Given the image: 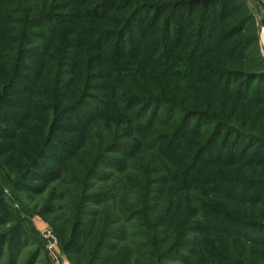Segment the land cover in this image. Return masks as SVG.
I'll return each mask as SVG.
<instances>
[{
    "label": "rangeland",
    "instance_id": "1",
    "mask_svg": "<svg viewBox=\"0 0 264 264\" xmlns=\"http://www.w3.org/2000/svg\"><path fill=\"white\" fill-rule=\"evenodd\" d=\"M99 1L104 0H0V264H86L90 229L85 224L101 217L86 213L106 204L123 224L120 208L130 211L125 242L132 249L150 240L152 223L161 231L174 226L183 232L195 214L196 225L214 237L223 264H252L253 259L264 264V253L255 248L253 254L247 243L253 231L248 225L262 209L240 201L244 189L234 180L251 167L246 156L235 171L229 161V124L264 129V0L204 1L185 17L187 36L169 53V67L167 57L158 56L162 50L154 52L159 24L148 32L139 24L128 26V46L121 54L115 48L119 40L104 44L103 34L114 31L125 16L114 11L89 16L88 9ZM40 15L47 20L19 32L20 18ZM201 22L204 45L190 60ZM64 46H70L69 54L60 52ZM148 92L208 112L191 118L185 137L166 144L170 163L149 150L135 152L138 144L163 134L165 126L157 123L172 112L160 106L156 119L126 118L130 109L144 106L132 100ZM128 105V112L119 110ZM221 122L227 126L215 152L206 153L214 158L226 139L220 160L200 165L181 190L202 133ZM194 128L201 129L199 134ZM114 140L121 150L113 148ZM99 150L96 172L104 179L97 174L84 179L81 186L91 200L80 202L79 190L69 204L66 191L82 171L84 152ZM75 156L80 159L67 165ZM109 195L115 198L103 200ZM15 235L14 246L10 238ZM186 237L197 234L190 230ZM186 254L180 250L171 264H182ZM109 255L115 254L105 248L98 264H106Z\"/></svg>",
    "mask_w": 264,
    "mask_h": 264
},
{
    "label": "trees",
    "instance_id": "2",
    "mask_svg": "<svg viewBox=\"0 0 264 264\" xmlns=\"http://www.w3.org/2000/svg\"><path fill=\"white\" fill-rule=\"evenodd\" d=\"M204 1L207 2V0H168L162 2L149 1L138 3L133 0H104L102 2L99 1L97 5L89 8L87 14L89 16L102 17L106 15L107 12L114 11L125 16L124 20L121 21V25L116 26L114 31L103 34L104 44L108 43L112 38H115V42L119 40L118 44L115 45V48L116 50L120 49V54L121 51L128 46L125 40L126 29L128 26L139 24L143 27L145 32H148L150 28L159 24L161 26V31L158 39L154 42V52L158 54V52L162 50V53L158 54V56L167 57V63L165 64L169 67V53H173L175 49L180 48L183 45L185 36H187L185 17L189 16V13L191 14V12H193ZM179 8H182V11H180ZM44 16L42 17V15H40L36 20H31V18L27 16L20 18L18 21L19 27H17L19 32L27 27L40 26L41 22L47 20ZM34 21L36 23H33ZM205 28V24L201 22L198 27L197 36L193 40L192 48H190L188 55L190 60H193L195 53L201 49L202 45H204V36L206 33ZM69 50L70 46H64L61 48L60 52L63 54H69ZM171 74H176L172 75L173 77H180L177 76V73ZM167 82L170 83L171 81L168 80ZM262 92H264V90ZM238 94L240 95L241 93L238 91ZM238 94L235 95L238 96ZM146 96L147 97L144 99L132 100L133 104H138L137 102L139 100L143 101L144 106L141 109L133 108L129 111L128 109L130 108V105H128L126 108L124 107L119 110L122 112H131V116L126 118H131V121L133 122L136 121L135 119L142 118L143 116L146 121H150V119H148L150 116L151 120L153 118L156 119L159 117V112L163 107H165L164 111L168 108H172L170 115L166 119H164L166 113L164 114L165 116H160L161 119L157 123L158 126H165L163 134H158V137L150 138L148 139V142L146 141L145 143L138 144L135 148V152L137 150L140 152L149 150L151 153L157 155V157H160L161 160L163 159L165 163H170L173 156L169 153L168 148H166L169 142H172V145H174L179 138L185 137L190 129L191 118H198L200 116L203 118L207 116L208 112L201 110L198 107L193 108L181 105L175 99L164 94H155L152 96V93L148 92ZM155 106L157 107L155 108V111H153ZM160 106L163 107L160 109ZM149 108H151V114L147 116ZM215 124H217V122H215ZM219 125L221 127L216 128L214 126L211 132H203V138H201V135L199 136L202 140H200L195 148L196 150L194 154L189 158L188 168L182 174V182L180 183L181 190L188 187H185V185L187 184L189 175L191 172L199 170L200 165L204 166L220 160L222 150L227 146L226 139L222 141V144L221 142L219 143L220 150L216 151L214 158L211 159L206 157L208 151H211L212 153L215 152L214 149L215 145H217L218 137L222 130L227 126L222 122L219 123ZM261 127L262 126L254 128V124H247L246 126L238 123L237 125L229 124L230 165L235 171L238 165L243 164L241 163V160L246 156V165H248L249 168L251 167V171L246 174L247 177L244 175H241L240 177H237V174L234 175V180L242 185L244 189V196L240 201L262 209L260 211L261 213L259 212L254 215V217L257 218L256 221L254 220L249 223V229L253 231L247 234L249 251L251 250V252L255 254V248H259L260 255L262 252L264 253V173L259 172L264 170V129ZM137 128L138 130L140 129L139 126ZM200 130V128H194L193 132L196 131L197 134H199ZM116 142L117 140L112 142L115 143L112 145L114 146L113 148L115 150H121V146H117ZM102 150L96 151L92 154L84 152L80 164V170L82 171H78V174L80 172L79 176L73 180L71 189H67L66 191V194H69L70 200L72 201H70L69 204H72L73 201L77 200V192L79 190L81 195L79 199L80 202L82 199L88 198L89 193L84 191V185L81 186L84 179H90L94 174H97L96 178L104 179V177H101L100 175L98 176V173L96 172V163ZM133 153L134 152H132V154ZM129 154L131 155V152ZM79 157L75 156V159L67 165L71 166V163L78 161ZM81 175L82 181H80L81 179L79 178ZM230 194L234 199L238 198L234 192H231ZM89 198H93V196ZM110 198L115 197L109 195L103 200H108ZM89 200L91 199H87L86 201L88 202ZM111 205H114V203ZM120 211L124 216V224L120 223L119 216H111L110 204L104 205L100 210L95 209L92 213H86L87 215L95 217L98 215L101 216L97 221L87 222L85 224V226L90 229V232L87 235L89 236V240L83 254V257H86V264H98L99 260L103 258L102 253L105 248H108L115 254L109 255L105 258L106 264H171L174 260H179L177 254L180 250L187 252L184 259L180 260L182 264H223L222 256L214 237L203 228L196 225L195 221H193L195 220V214H193V216L190 214V217L183 225V232H179L178 227L174 226H167L165 231H161L159 230L160 226H158V224L155 225L152 223V226L147 228V230L150 229V231H152L150 240L147 239L148 241L146 244L140 245L136 249H132L130 245L125 242L128 236L126 231V221H128L131 213L123 207L120 208ZM188 228H190L189 232L191 230V232L197 234L196 238L187 239L186 236H188L189 232H185ZM112 240H116L117 242L113 243ZM10 242H13V245L15 246L16 242H19L18 236L15 235L10 238ZM146 246H148L147 250L144 249ZM251 261H253L252 264H260L255 263L257 262L255 259Z\"/></svg>",
    "mask_w": 264,
    "mask_h": 264
},
{
    "label": "built area",
    "instance_id": "3",
    "mask_svg": "<svg viewBox=\"0 0 264 264\" xmlns=\"http://www.w3.org/2000/svg\"><path fill=\"white\" fill-rule=\"evenodd\" d=\"M48 234H50L49 231H48ZM50 235H51V234H50ZM51 236H52V235H51ZM53 243H54V240L52 241L51 246H52Z\"/></svg>",
    "mask_w": 264,
    "mask_h": 264
}]
</instances>
